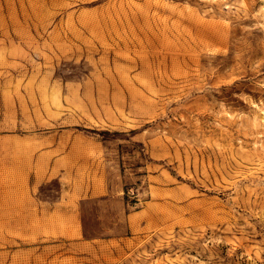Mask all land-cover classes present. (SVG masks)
I'll use <instances>...</instances> for the list:
<instances>
[{"label": "rangeland", "instance_id": "1", "mask_svg": "<svg viewBox=\"0 0 264 264\" xmlns=\"http://www.w3.org/2000/svg\"><path fill=\"white\" fill-rule=\"evenodd\" d=\"M0 264H264V0H0Z\"/></svg>", "mask_w": 264, "mask_h": 264}]
</instances>
